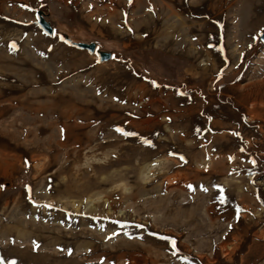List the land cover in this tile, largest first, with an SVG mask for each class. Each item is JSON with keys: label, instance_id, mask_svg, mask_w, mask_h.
<instances>
[{"label": "rangeland", "instance_id": "374dc122", "mask_svg": "<svg viewBox=\"0 0 264 264\" xmlns=\"http://www.w3.org/2000/svg\"><path fill=\"white\" fill-rule=\"evenodd\" d=\"M262 34L264 0H0V264H264Z\"/></svg>", "mask_w": 264, "mask_h": 264}, {"label": "water", "instance_id": "95a60500", "mask_svg": "<svg viewBox=\"0 0 264 264\" xmlns=\"http://www.w3.org/2000/svg\"><path fill=\"white\" fill-rule=\"evenodd\" d=\"M35 24L42 30L44 34L50 37L53 36V27L51 23L46 19V15L44 11L42 10L37 11V20ZM63 38H64L63 41L67 45L71 47H75L80 50H85L91 55L93 54L96 55L99 63L109 61L112 57L111 52H106L98 49L97 44L94 42L93 43L75 42L72 39H70L67 35H64ZM260 39L261 41L264 42V34L260 36Z\"/></svg>", "mask_w": 264, "mask_h": 264}, {"label": "snow or ice", "instance_id": "6c2138e0", "mask_svg": "<svg viewBox=\"0 0 264 264\" xmlns=\"http://www.w3.org/2000/svg\"><path fill=\"white\" fill-rule=\"evenodd\" d=\"M25 7H27V6L25 5ZM60 38H61L62 40L64 39L63 37H60ZM13 47L15 48V44H13ZM153 84H155L154 81H153ZM116 130H117L118 132H121V133H122L123 135H125V136H135V135H137V134L134 133V132H126V131H124V129H122V128H117ZM237 135H238V133H237ZM144 143H146V144H151V141H149V140H145ZM180 159L183 160L184 157L181 156ZM253 163H255V162L253 161ZM220 193H221V195H220L221 202H226V197H225L224 194H223V189H222V188L220 189ZM29 199H31L30 196H29ZM33 203H35V201H33ZM48 207H53V205H48ZM116 223L121 224L122 226H124V225L126 224V222H121V221H116ZM137 227L143 228L144 226H143V225H137ZM114 234H115V233H114ZM153 235H155V234H153ZM161 238L164 239V240H166V241H169V242L171 243V245H172L173 248L176 247V241H175L174 239H172L171 237H166V236H165V237H161ZM37 247H38V245H37Z\"/></svg>", "mask_w": 264, "mask_h": 264}, {"label": "bare ground", "instance_id": "6f19581e", "mask_svg": "<svg viewBox=\"0 0 264 264\" xmlns=\"http://www.w3.org/2000/svg\"><path fill=\"white\" fill-rule=\"evenodd\" d=\"M138 3H139V2H138ZM145 3H146V2H145ZM148 5H151V4H149V2H148ZM142 6H143V3H142ZM154 6H155V5H154ZM154 6H153V7H154ZM139 10H140V9H139ZM68 37H69V36H68ZM69 38H70V37H69ZM70 39H71V38H70ZM96 57H97V56H96ZM149 179H150L149 174H147V175L144 176V180H145V181H148Z\"/></svg>", "mask_w": 264, "mask_h": 264}]
</instances>
